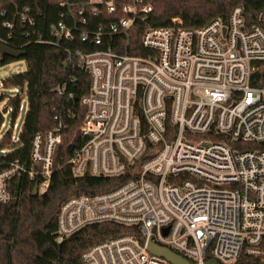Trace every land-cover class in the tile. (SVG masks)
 <instances>
[{"label": "built area", "instance_id": "built-area-1", "mask_svg": "<svg viewBox=\"0 0 264 264\" xmlns=\"http://www.w3.org/2000/svg\"><path fill=\"white\" fill-rule=\"evenodd\" d=\"M58 4L63 11L50 24V39L60 43L77 33L87 44L77 50L78 60L91 78L81 98L85 141L69 160L73 172L129 171L130 177L113 189L65 199L57 241L88 224L113 221L137 231L93 244L82 264H173L148 250L149 238L192 263L264 264V86L253 83L264 61V8L253 25L236 5L228 19L202 26L175 18L173 25L146 27L141 41L147 52L137 55L122 39L91 46L145 19L152 6L144 0ZM104 12L114 19L90 23L89 14ZM19 17L35 23L28 5ZM61 140L59 124L36 133L28 165L0 161V202L12 198L19 174L38 182L39 193L48 188Z\"/></svg>", "mask_w": 264, "mask_h": 264}, {"label": "trees", "instance_id": "trees-1", "mask_svg": "<svg viewBox=\"0 0 264 264\" xmlns=\"http://www.w3.org/2000/svg\"><path fill=\"white\" fill-rule=\"evenodd\" d=\"M144 1L152 6L145 19H136L126 33L105 35L102 45L91 48H106L122 39L129 44V53L146 54L147 49L141 41L146 27L173 25L175 18L182 20L184 26H202L214 18L228 19L236 5L244 6L248 25H253L260 21L264 8V0ZM27 5L34 16V24L22 22L19 17V12ZM0 9L6 10L4 15L0 14V41L22 51L19 58L0 55V65L20 58L28 64L25 72L5 78L3 87H22L29 106L19 137L13 139L11 128L0 138V161L18 159L28 165L36 133L62 125V140L54 154V172L48 188L34 195L35 182L27 174H19L12 182V198L0 202V264H82L83 252L93 244L137 230L134 226L113 221L95 222L58 242V215L62 203L75 194H95L113 189L126 181L130 172L120 176L90 173L76 176L73 172L69 160L85 141L81 126L87 107L81 103V98L89 92L91 78L78 60L77 50L85 49L87 44L77 33L72 40L60 43L50 39V24L57 22L63 11L58 0H0ZM88 17L93 25L108 22V17L114 19L113 13L109 12L89 14ZM6 21L12 26H6ZM91 24L83 27H91ZM39 38L47 40L39 42ZM253 83L264 86V61L260 62ZM22 92L7 96L5 106L13 109L14 114L22 104ZM5 98L0 91V103ZM3 119L2 109L0 126Z\"/></svg>", "mask_w": 264, "mask_h": 264}, {"label": "rangeland", "instance_id": "rangeland-1", "mask_svg": "<svg viewBox=\"0 0 264 264\" xmlns=\"http://www.w3.org/2000/svg\"><path fill=\"white\" fill-rule=\"evenodd\" d=\"M28 64L27 61L23 58L13 60L9 63L0 65V91L5 94V99H3L0 103V110H2L7 102V96L15 95L17 93L22 92L21 89H19V92L10 91L9 88H5L2 85V81L9 77L10 75L25 72L27 70ZM22 88V87H20ZM28 99L26 97V94L23 92L22 96V108L19 110L17 114H14L13 109H9L7 112H4V119L3 124L0 126V138L3 134H5L9 129L12 128L13 135L15 137H19L22 125L26 119V115L28 112ZM13 122L17 123V126L13 127Z\"/></svg>", "mask_w": 264, "mask_h": 264}, {"label": "water", "instance_id": "water-1", "mask_svg": "<svg viewBox=\"0 0 264 264\" xmlns=\"http://www.w3.org/2000/svg\"><path fill=\"white\" fill-rule=\"evenodd\" d=\"M12 55L13 57L19 58L22 55V51L18 49L11 48L7 46L6 44L2 43L0 41V55L1 57H4L5 55ZM8 111V106H5L3 108V112ZM33 194L38 195L39 194V186L38 182L35 183L33 187ZM168 232V227L165 228V233ZM147 248L148 250L158 256L164 257L168 259L170 262L173 264H197V263H192L188 258L183 256L182 254L176 252L169 246L160 244L156 241H154L152 238H149L147 240ZM207 264H217L216 261H210Z\"/></svg>", "mask_w": 264, "mask_h": 264}]
</instances>
